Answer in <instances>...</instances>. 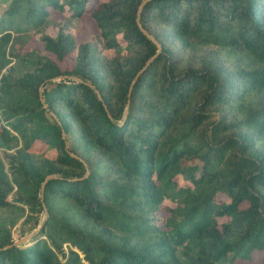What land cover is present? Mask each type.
I'll list each match as a JSON object with an SVG mask.
<instances>
[{
    "label": "trees",
    "instance_id": "trees-1",
    "mask_svg": "<svg viewBox=\"0 0 264 264\" xmlns=\"http://www.w3.org/2000/svg\"><path fill=\"white\" fill-rule=\"evenodd\" d=\"M143 1L0 0V264L264 253V0ZM52 11L97 34L36 47ZM21 220L39 229L14 246Z\"/></svg>",
    "mask_w": 264,
    "mask_h": 264
},
{
    "label": "rangeland",
    "instance_id": "rangeland-1",
    "mask_svg": "<svg viewBox=\"0 0 264 264\" xmlns=\"http://www.w3.org/2000/svg\"><path fill=\"white\" fill-rule=\"evenodd\" d=\"M6 5H7V3H1L0 2V15L4 11ZM90 5L93 6V2H90ZM60 23H62V26L64 27V29L68 33H71L74 35L75 40L78 43L84 42L91 37L94 38L95 35L97 34L95 24L93 23V21H91L88 18V16L86 14L83 15L81 18L74 17L71 19H67L66 13L61 14V13H58L56 11H52L51 17H50L49 21L46 23V28L44 30H42V28H36L35 30H33V32H31V34L34 35L33 44L38 48L40 47V43L38 41V36H40V34H42V33H47L51 36L56 35V33L58 31V26ZM116 40L118 41V43L120 45H122V42H121L119 36H117ZM95 43L100 45V41H98V40L95 41ZM103 53L106 56H112L114 54V51L113 50H105ZM65 66L67 68H71L72 62L69 58H67L65 60ZM42 148H43V145L38 142L35 144L34 150L37 152H41ZM10 152L11 151H6L3 148H0V160L3 162L6 171L9 167L7 155ZM45 153H46L47 157H53V155H54L52 151L45 152ZM179 183H181L180 180H179ZM9 200H11V196H9ZM166 203L169 205L168 202H166ZM39 219L41 222L44 219V217L42 215H40ZM38 229H39V226H37L35 229L31 230V224H25L21 220L12 229L11 233H12V237H13L14 241L22 239L23 237L32 234V236L28 240L21 243L24 245H30V240L38 232ZM263 259H264V253H253L251 261H247V262L246 261H237L234 264H259Z\"/></svg>",
    "mask_w": 264,
    "mask_h": 264
},
{
    "label": "water",
    "instance_id": "water-1",
    "mask_svg": "<svg viewBox=\"0 0 264 264\" xmlns=\"http://www.w3.org/2000/svg\"><path fill=\"white\" fill-rule=\"evenodd\" d=\"M145 1H146V0H144V1L141 3V5H140V7H139V12H140L142 6L144 5ZM144 34H145V35H146V36H147V37H148V38H149V39H150V40L156 45V47H157V53H159V52H160V47H159V45H158V44L154 41V39H153L151 36H149L146 32H144ZM157 53H156V54H157ZM152 58H153V57H152ZM152 58H151L149 61L146 62L145 67L151 62ZM145 67H144V68H145ZM144 68H143V69H144ZM143 69H142L141 71H139V72L136 74L134 80H133L132 83H131V86L133 85V83L135 82V80L137 79V77L139 76V74L143 71ZM131 86H130L129 90L131 89ZM39 91H40V93H39V95H40V101H41V103L44 104V101H43V99L41 98V89H40ZM44 107H46V106L44 105ZM126 110H127V106H126ZM51 116H53V115L51 114ZM54 177H55L54 175H49V176L45 177L44 181L42 182L41 187H40V199H41V200H42V194H43V190H44V187H45L46 182H47L48 180L54 178ZM31 236H32V234L27 235V236L23 237L22 239L16 240V241L13 242V245H14V246H18V245H20L21 243H23L24 241L28 240Z\"/></svg>",
    "mask_w": 264,
    "mask_h": 264
}]
</instances>
